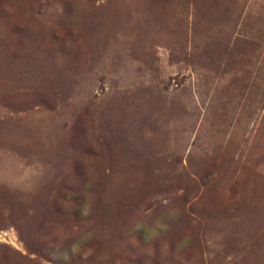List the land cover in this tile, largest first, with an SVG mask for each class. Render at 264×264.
I'll return each instance as SVG.
<instances>
[{
	"label": "rangeland",
	"instance_id": "obj_1",
	"mask_svg": "<svg viewBox=\"0 0 264 264\" xmlns=\"http://www.w3.org/2000/svg\"><path fill=\"white\" fill-rule=\"evenodd\" d=\"M0 264H264V0H0Z\"/></svg>",
	"mask_w": 264,
	"mask_h": 264
}]
</instances>
